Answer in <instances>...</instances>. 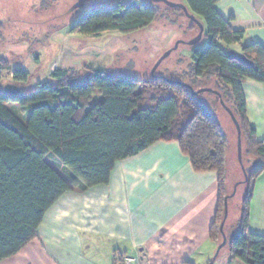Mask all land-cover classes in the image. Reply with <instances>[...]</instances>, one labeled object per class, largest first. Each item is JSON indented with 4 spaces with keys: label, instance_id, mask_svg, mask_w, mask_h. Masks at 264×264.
Segmentation results:
<instances>
[{
    "label": "trees",
    "instance_id": "obj_1",
    "mask_svg": "<svg viewBox=\"0 0 264 264\" xmlns=\"http://www.w3.org/2000/svg\"><path fill=\"white\" fill-rule=\"evenodd\" d=\"M218 2L184 0L188 12L204 25L209 43L193 51L189 71L166 79L187 84L195 92L212 88L220 94L215 95L217 101L222 100L239 122L255 169L247 182L238 231L227 238L224 248L232 260L264 264V236L248 235L255 181L264 172V141L257 142L248 121L243 89L246 80L264 84V47L244 45L245 33L230 27L215 8ZM114 3L111 9L83 16L72 32L87 37L134 33L153 24L160 12L149 0ZM167 9L176 18L186 17L181 9ZM196 28L192 22L187 31ZM236 46L250 65L229 57ZM11 66L10 61H0V85L4 73L14 81L10 84H26L30 74L21 67L13 71ZM171 82L160 77L143 82L84 67L56 70L49 81L15 99L4 95V87L0 89V263L37 238L46 213L64 194L73 188L107 185L120 161L160 141L178 143L196 172L218 174L221 196L211 239L222 244L216 228L219 223L222 237L228 141L215 117L196 101L200 94ZM12 103L26 116V123L9 110ZM182 108L186 110L178 119ZM46 159L62 169L71 184Z\"/></svg>",
    "mask_w": 264,
    "mask_h": 264
},
{
    "label": "crops",
    "instance_id": "obj_2",
    "mask_svg": "<svg viewBox=\"0 0 264 264\" xmlns=\"http://www.w3.org/2000/svg\"><path fill=\"white\" fill-rule=\"evenodd\" d=\"M215 8L234 31L245 33L244 45L264 47V0H219ZM30 53L32 69L26 71L32 74L39 54ZM64 55L48 63L35 85L49 81L56 70L80 69L79 54ZM243 89L248 121L257 142H263L264 84L246 80ZM220 196L216 172H196L178 143L160 141L120 161L107 185L64 194L46 213L37 238L0 264H116L135 253L150 264H246L232 260L229 251L216 255L219 245L211 230ZM248 235L264 236V172L255 181Z\"/></svg>",
    "mask_w": 264,
    "mask_h": 264
},
{
    "label": "rangeland",
    "instance_id": "obj_3",
    "mask_svg": "<svg viewBox=\"0 0 264 264\" xmlns=\"http://www.w3.org/2000/svg\"><path fill=\"white\" fill-rule=\"evenodd\" d=\"M115 1L117 0H89L83 8L72 11L77 0H0V18L4 24L0 31V58H6L11 65L20 64L27 70L29 67L32 69L33 64V59L31 60L33 54L30 52L39 54L37 68L30 74L28 82L18 84L23 95L35 90L36 79L43 78L48 63L57 54L63 56L65 52L79 54V70L85 67L105 72L110 76L147 82L159 77L170 79L189 71L193 51L203 50L209 43L204 33L199 44L192 47L187 45V42L198 35V29L187 31L192 21L183 14L176 18L163 3L152 5L160 11L156 21L134 33L115 32L105 33L99 37H87L72 32L73 26L83 16L97 10L111 9ZM168 1L184 4V0ZM177 42L183 43L160 65L153 76L152 71L159 59L168 50L173 49ZM131 62L133 67L127 70ZM183 81L190 82L188 78ZM11 82L14 83L11 76L4 73L0 89ZM196 101L215 117L228 141L222 200L234 194L228 203V218L224 226L226 237L230 238L238 231L243 201L249 189V184H243L245 173L242 168L244 167L250 178L255 167L250 161L251 156L248 154L245 137H242V163L240 162L236 127L230 114L221 102L217 101L215 95L203 93L197 96ZM8 108L22 122H27L26 116L16 104H9ZM193 108L195 106L191 109ZM185 110L184 108L180 110L178 119H181ZM47 161L52 164L49 159ZM57 170L62 174L60 169ZM217 227L216 236L219 243H222V237L218 232L219 223ZM226 252L228 248L222 249V254Z\"/></svg>",
    "mask_w": 264,
    "mask_h": 264
},
{
    "label": "water",
    "instance_id": "obj_4",
    "mask_svg": "<svg viewBox=\"0 0 264 264\" xmlns=\"http://www.w3.org/2000/svg\"><path fill=\"white\" fill-rule=\"evenodd\" d=\"M88 1L89 0H77V2L75 3V5L73 6V8L71 10L72 11H76V10H79V9L83 8ZM149 1H151L152 3H156V4L163 3L168 8H171V9H181L184 12V14L186 15V17L188 19H190L199 29L198 35L195 38H193L192 40H190L189 42H187L186 44L192 47V46H195V45H197V44H199L201 42V40L203 38V35L205 33V27L194 15H191L188 12V8L186 7V5H184V4H174V3L169 2L168 0H149ZM182 43L183 42H177L173 49H170L169 51L164 53V55L159 59V61L157 62V64L155 65V67H154V69L152 71L153 76H155V73H156L157 69L160 67V65L172 54L173 51H176L179 48V45L182 44ZM228 54H229V57L231 59L235 60V61L244 63L246 65H250L251 64V62L248 61V59L243 54H241L239 52L231 50ZM132 67H133V63L131 62L128 65L127 70H131ZM163 79L167 80L168 82H171L170 80H168L166 78H163ZM171 83H176V84H179L180 86L188 88L192 92L193 95H195V94L198 95V94H203V93H211V94H214V95L220 97V94L217 91H215L213 89H210V88H203V89H200L199 91L195 92L187 84H183V83H180V82H171ZM3 93L7 97L15 99V98H17V97H19L21 95V88L18 85H15V84H8V85H6L4 87ZM220 102H221V105L225 108V110L230 114V116H231V118H232V120L234 122V125L236 127V130H237V133H238V142H239V159H240V162L242 163V149H241V146H242V131H241L240 124L237 121V119L235 118V116L232 113V111L228 107H226L224 102L222 100ZM242 169H243V172L245 173V181H244V183H247L248 180H249L248 175L246 174V171H245L244 167ZM232 196H234V194ZM232 196H227L225 198L224 220H223V222H222V224L220 226V231L222 233L223 242L218 247L216 255H218L220 253V251L227 244V237H226V235L224 233V226H225L226 220L228 218V203H229V200L232 198Z\"/></svg>",
    "mask_w": 264,
    "mask_h": 264
},
{
    "label": "built area",
    "instance_id": "obj_5",
    "mask_svg": "<svg viewBox=\"0 0 264 264\" xmlns=\"http://www.w3.org/2000/svg\"><path fill=\"white\" fill-rule=\"evenodd\" d=\"M116 264H150L143 260L140 254H132L119 259Z\"/></svg>",
    "mask_w": 264,
    "mask_h": 264
}]
</instances>
